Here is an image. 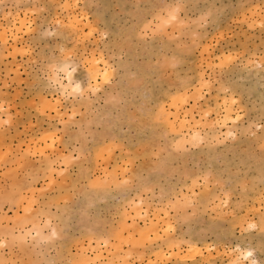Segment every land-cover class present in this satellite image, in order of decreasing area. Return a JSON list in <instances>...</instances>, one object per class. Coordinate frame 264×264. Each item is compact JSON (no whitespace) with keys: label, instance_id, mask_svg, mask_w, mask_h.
Listing matches in <instances>:
<instances>
[{"label":"rangeland","instance_id":"rangeland-1","mask_svg":"<svg viewBox=\"0 0 264 264\" xmlns=\"http://www.w3.org/2000/svg\"><path fill=\"white\" fill-rule=\"evenodd\" d=\"M0 264H264V0H0Z\"/></svg>","mask_w":264,"mask_h":264},{"label":"bare ground","instance_id":"bare-ground-1","mask_svg":"<svg viewBox=\"0 0 264 264\" xmlns=\"http://www.w3.org/2000/svg\"><path fill=\"white\" fill-rule=\"evenodd\" d=\"M75 17V16H74ZM71 18V17H70ZM76 19H74V21H75ZM73 23V22H72ZM78 23H81V21L80 20H78ZM78 25V24H77ZM76 25V26H77ZM75 29H77V28H75ZM79 31V30H78ZM7 33V32H6ZM79 34V33H78ZM6 34H3L2 35V37H4ZM6 38H7V36H5ZM4 37V38H5ZM90 66V65H89ZM91 68V67H90ZM91 74H92V77L95 79V82L97 81V76H98V74H99V72H100V69H98V67L97 66H94L93 68H91Z\"/></svg>","mask_w":264,"mask_h":264},{"label":"clouds","instance_id":"clouds-1","mask_svg":"<svg viewBox=\"0 0 264 264\" xmlns=\"http://www.w3.org/2000/svg\"><path fill=\"white\" fill-rule=\"evenodd\" d=\"M69 75H71V74H69Z\"/></svg>","mask_w":264,"mask_h":264}]
</instances>
